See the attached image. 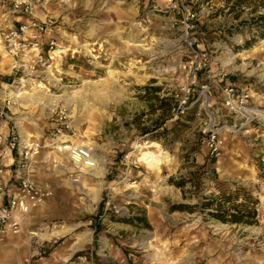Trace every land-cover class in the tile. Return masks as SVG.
I'll list each match as a JSON object with an SVG mask.
<instances>
[{"label":"rangeland","instance_id":"1","mask_svg":"<svg viewBox=\"0 0 264 264\" xmlns=\"http://www.w3.org/2000/svg\"><path fill=\"white\" fill-rule=\"evenodd\" d=\"M15 1L0 0V42L11 26L48 15L67 53L56 63L54 82L21 89L33 95L13 105L9 124L22 138L49 143L50 112L66 107L75 140L91 141L103 175L79 168L53 146L42 148L35 178L53 196L33 209L20 234L0 242V264H25L38 248L40 264H264V122L257 132L221 130L215 164L219 180L259 199L256 224L172 210L217 190L200 165L211 153L208 129L237 118L225 105V88L250 94L264 109V0H187L210 61L191 97L198 99L203 86L207 95L182 115L172 108L185 82L181 9L164 0H23L29 14ZM144 15L151 22L140 27ZM6 65L0 57V90L9 81ZM153 141L168 154L159 168L141 160L145 149L137 146ZM181 177L201 182V192L191 181L186 191L179 188Z\"/></svg>","mask_w":264,"mask_h":264},{"label":"built area","instance_id":"2","mask_svg":"<svg viewBox=\"0 0 264 264\" xmlns=\"http://www.w3.org/2000/svg\"><path fill=\"white\" fill-rule=\"evenodd\" d=\"M157 5L161 0H152ZM166 5L179 8L185 13L182 21L181 36L185 42L186 58L181 64L185 82L174 95L177 101V112L184 113L201 97L207 95V86L198 93V99L193 100L198 74L206 69L210 61L207 50L200 48L198 38L194 34V16L187 0H164ZM17 8H24V13L31 14L30 6L23 0H16ZM156 9V7H155ZM30 16V15H28ZM56 19L46 16L39 19L30 16L24 21L11 26L0 42V57L7 60L9 81L0 90V242L10 236L20 234L25 221L34 208L45 203L53 196L52 188L40 184L35 178V158L42 148L53 146L71 153L72 162L81 169L93 170L97 165L91 147L77 142V129L70 119L66 107H54L50 112L55 122L53 136L49 143L21 137L17 125H10L13 116L11 110L16 101L12 93L34 84L44 85L54 82L56 63L66 53V47L53 34ZM151 22L149 15H144L137 21L144 27ZM225 105L237 118L233 122L224 121L208 129L207 143L211 153L219 156V139L221 130L232 132L258 131L257 125L264 122V109L250 101L251 95L237 92L234 87L225 88ZM7 130L3 129V126ZM207 131V130H206ZM7 160H10L8 164ZM264 164V158H262ZM42 249H37L25 264H40Z\"/></svg>","mask_w":264,"mask_h":264},{"label":"trees","instance_id":"3","mask_svg":"<svg viewBox=\"0 0 264 264\" xmlns=\"http://www.w3.org/2000/svg\"><path fill=\"white\" fill-rule=\"evenodd\" d=\"M160 89V88H157ZM177 101L174 100L172 104L173 111L175 110L178 115L189 113L190 108L184 113L177 112ZM159 108H163V105ZM163 126L161 121H158L155 128ZM146 133L149 132L148 128L144 129ZM217 162V156L210 153L204 164L200 165L204 177L211 178L217 185V190L211 192V194H196L198 200L194 204L180 203L174 204L172 210L189 211L191 213L199 210L206 212L214 219L237 225H253L258 222V204L259 199L256 198L252 192L243 185L235 184L232 188L228 182L219 180L216 176L215 164ZM207 175V176H206ZM195 189L199 192L201 189V182H196L195 178H190ZM187 177H181L175 184L186 191L188 185ZM186 197V194H185ZM189 197V196H187Z\"/></svg>","mask_w":264,"mask_h":264},{"label":"bare ground","instance_id":"4","mask_svg":"<svg viewBox=\"0 0 264 264\" xmlns=\"http://www.w3.org/2000/svg\"><path fill=\"white\" fill-rule=\"evenodd\" d=\"M134 44H136V45H141V43L140 42H138L137 40H135L134 41ZM75 51H77V50H75ZM5 61L7 62V60L5 59ZM29 87H32L31 85L29 86ZM41 87H44V85H41ZM27 95H33L32 93H31V91L30 90H19V91H15V93L13 92L12 93V98H14L15 99V101L16 102H19L20 100H21V98L23 97V96H27ZM40 98L37 96V97H33L32 98V101L33 102H37L38 100H39ZM262 112H264V111H262ZM15 114V113H14ZM264 114V113H263ZM18 120V122L17 123H20L19 121H20V119L18 118L17 119ZM25 133V132H24ZM29 135H31V134H27V136H29ZM83 144H85V145H87V146H89V147H91V149L93 150V146H92V143H91V141H84L83 142ZM138 147H144V151H142V153H141V160H144V161H146L151 167H153V168H159V166H160V164L162 163V161L165 159H167V160H169L168 159V154L167 153H165V152H162V151H158V150H155L154 148L155 147H159L160 145H159V143H157V142H155V141H153V142H151V143H149V144H146V145H137ZM61 153H63V154H65L68 158H71V153L70 152H67V151H64V149L63 148H60V150H59ZM97 161L99 162V160L97 159ZM84 170V169H83ZM86 170V169H85ZM89 171V170H88ZM252 171H254V170H252ZM91 173H96V174H100V175H103V172H102V168H101V165L100 164H98L93 170H91L90 171ZM254 173H255V171H254ZM33 234H36V235H39L40 233H38V232H33ZM53 234H56V232H53Z\"/></svg>","mask_w":264,"mask_h":264},{"label":"crops","instance_id":"5","mask_svg":"<svg viewBox=\"0 0 264 264\" xmlns=\"http://www.w3.org/2000/svg\"><path fill=\"white\" fill-rule=\"evenodd\" d=\"M3 129H4V130H7V127H6V125H5V126H3ZM29 134H31V135H32V133H29ZM7 162H8V164H10V162H11V161H10V160H7Z\"/></svg>","mask_w":264,"mask_h":264}]
</instances>
